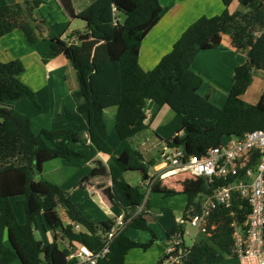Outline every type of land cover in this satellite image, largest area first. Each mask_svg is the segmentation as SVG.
<instances>
[{
	"label": "trees",
	"instance_id": "obj_1",
	"mask_svg": "<svg viewBox=\"0 0 264 264\" xmlns=\"http://www.w3.org/2000/svg\"><path fill=\"white\" fill-rule=\"evenodd\" d=\"M63 1L70 17L84 20L86 26L72 31L67 38L53 35L51 55H66L76 70L83 95L77 109L88 120V136L72 128L35 133L31 118L6 103L28 96L38 105L33 89L19 77L24 63L20 58L0 59V264H12L20 258L24 264H80L76 258H69L74 242L94 251L102 248L103 236L114 220L90 221L60 184L44 175L46 163L54 159L94 162L96 166L84 179L88 182L107 173V167L96 159L98 153L110 156L112 185L104 192L124 210L127 224L97 264H128L129 251L147 249L156 235L146 218L150 204L145 191L127 182L124 172L140 170L147 181L154 160H146L142 152L130 146L113 155L107 110L116 107L114 126L120 139L126 140L147 127L145 106L149 100L159 107L169 106L181 117L182 127L168 145L183 147L187 155H205L230 136L264 128V92L257 103L242 98L253 81V70H264V0H223L222 13L204 15L191 23L172 50L149 70L141 66L139 54L143 41L168 10L161 0H93L79 13L71 0ZM234 1L244 9L231 11ZM43 2L23 0L0 5V39L19 30L35 43V30L43 24L37 16ZM224 35L230 36L237 51L247 54V61L234 68L231 90L225 105L219 107L208 94L199 93L203 78L192 64L200 51L219 47ZM255 159L252 155L251 160ZM70 172L68 169L67 175ZM224 183L219 178L189 182L182 191L187 196L184 221L168 229L167 237L171 240L185 233L191 216L201 210V195L212 194ZM152 191L164 197L177 194L160 188L158 181ZM15 197H23L25 223L17 218L12 203ZM59 206L65 208L69 223L61 217ZM249 213L250 204L241 197H234L230 208L217 207L209 217L205 238H196L192 245L181 244L185 250L173 253L179 255V260L172 264H216L235 256L234 223L245 224ZM39 218L56 234L55 241L48 245L35 235ZM72 221L83 224L88 231H76ZM129 227L149 231L153 238L144 243L135 241L126 233ZM58 231L69 240V247H61Z\"/></svg>",
	"mask_w": 264,
	"mask_h": 264
},
{
	"label": "crops",
	"instance_id": "obj_2",
	"mask_svg": "<svg viewBox=\"0 0 264 264\" xmlns=\"http://www.w3.org/2000/svg\"><path fill=\"white\" fill-rule=\"evenodd\" d=\"M22 1L0 0V5ZM92 1L71 0L77 13L86 9ZM161 3L168 7V10L147 35L140 49L139 61L146 70L153 69L161 58L172 50L175 42L191 23L204 15L214 16L220 14L225 9L223 0H161ZM230 10H240V3L234 1L230 6ZM37 16L43 23L41 29L35 30L37 41L35 43L29 42L25 35L17 30L0 39V59L9 61L20 58L23 61L25 68L19 77L33 89L38 105L28 96H22L6 103L19 112L28 115L32 120V128L37 134L41 133L43 129L72 128L88 136V120L77 109L79 104L83 102V95L77 80L76 70L66 55L52 56L50 48V39L53 35L59 34L62 38H67L72 31L83 30L86 22L80 18H71L63 0H44ZM246 61L247 54L237 51L233 47L229 35H224L223 42L219 47L200 51L192 64V69L203 78L199 93L202 95L208 94L214 104L223 107L233 84L234 68ZM27 62L36 63L37 65L42 63L45 69L41 81L36 83L33 81L37 73H34V77L31 78L32 81L23 80L22 75L28 68ZM254 81L255 75L253 72V81L242 95V98L249 103H257L264 92V76L261 77L260 74V77L256 78L259 89L255 91H253ZM145 110L147 113V127L126 140L120 139L118 133L115 132V115L111 114L112 111L107 110L106 119L110 129L109 142L113 148V155H119L127 146L139 150L146 160H154L148 179L156 178L160 188L174 190L177 194L164 197L160 193L153 192L152 189L149 191L147 181H144L143 172L140 170L124 172V178L127 182L134 186L145 187L142 189L146 194L145 199H148L150 204L149 209L146 210V218L156 235L155 242L147 249L141 247L131 249L127 255V263L157 264L162 262V264H170L166 260V251L171 240L165 232L184 221L187 196L182 191L196 177L185 170L172 171L164 158L165 153L172 148L168 145V140L177 135L182 127V120L178 118V114L167 105L159 107L152 100L146 103ZM96 159L107 167V173L92 177L88 182H84V179L89 176L91 170L96 166L94 162L78 161L70 163L61 158L54 159L46 163L44 175L45 177L47 175L53 176L51 178L58 182L61 188L69 194L71 200L77 204L81 212L90 221L98 223L123 217L124 210L114 205L104 192V188L112 185L109 170L110 156L98 153ZM68 169H71L69 175H67ZM61 175L62 177H59ZM67 183H71V186ZM22 198H13V206L16 201L21 203ZM93 206L96 210L100 209L101 213H96ZM63 208L62 212L60 211L61 208H58V211L63 220L69 223L70 219L65 208ZM96 214H101V216ZM16 215L20 223L27 221V215L22 210L19 213L16 212ZM39 220L43 221L47 234L53 233V241H55V232L47 229V223H44L42 218H39ZM75 224L79 225V230L74 227L76 231H86L81 224ZM126 233L131 239L143 243L149 242L153 238V234H150L149 231L133 227L127 228ZM59 234L61 233L58 231V242L61 237ZM198 234L197 239L205 238V235ZM53 241L43 239L46 245ZM59 244L61 245L60 242ZM77 244L78 242H74L73 247L75 248ZM12 264L22 263L19 260ZM216 264L241 263L236 256H228L224 261Z\"/></svg>",
	"mask_w": 264,
	"mask_h": 264
},
{
	"label": "built area",
	"instance_id": "obj_3",
	"mask_svg": "<svg viewBox=\"0 0 264 264\" xmlns=\"http://www.w3.org/2000/svg\"><path fill=\"white\" fill-rule=\"evenodd\" d=\"M227 139L228 141L212 147L202 156L187 155L183 147H174L165 153L164 158L172 171L185 170L196 178L210 181L219 178L226 182L212 194L201 195V210L192 215L189 221L198 233L207 231L209 217L217 207L230 208L234 197L248 200L250 213L246 223H234V252L241 264H264V128ZM252 155L256 157L254 161L251 160ZM156 180H147L149 191ZM126 224L124 216L116 218L110 230L104 234L100 250L94 251L91 247L78 243L69 258H76L80 264H97L109 253L111 241ZM73 225L75 229L79 228L78 224ZM184 243L182 236L171 239L166 251V260L170 264L179 260V255L173 253L178 249L181 254L185 249L180 245Z\"/></svg>",
	"mask_w": 264,
	"mask_h": 264
},
{
	"label": "rangeland",
	"instance_id": "obj_4",
	"mask_svg": "<svg viewBox=\"0 0 264 264\" xmlns=\"http://www.w3.org/2000/svg\"><path fill=\"white\" fill-rule=\"evenodd\" d=\"M242 9H244V7L240 4V10H242ZM31 64L32 63H29V62L26 63V65H28V68H26L25 73H23V75H22L23 80L30 82V81H32L31 78L34 77L33 76L34 73H37V76H36L35 79H33V81H35V83L41 81L43 70L45 69L44 66L42 65V63H39L38 65L36 63H34L32 65ZM253 72H254V75H255V81H254V84H253V86H254L253 91H255V90L259 89L258 82L256 83V78L260 77V74H261V77L264 76V70L259 71L258 69H254ZM253 86H252V88H253ZM108 110H109V112H111V111L113 112V110H114V112L113 113L111 112V114L115 115L116 107H111ZM178 118H180V120H181V117L179 115H178ZM181 125H182V122H181ZM114 130H115V132H117L116 129H114ZM226 141H228L227 138H226ZM51 177H53V176L47 175L48 179H53ZM59 177H62V175L59 176ZM71 182H73V180H71ZM67 184L69 186H71V183H67ZM142 188H145V187L143 186ZM14 207H15L17 213H19V211H21V210H22V212H25L23 204L18 202V201L14 202ZM83 207H86V206H83ZM58 208L59 209L61 208L60 211L62 212V206H59ZM93 209L96 210L94 206H93ZM96 213H101L100 209H97ZM96 215L97 216H101V214H99V215L96 214ZM42 222H43L42 220H38V226L35 229L36 237L41 239V240L49 239V240L53 241V239H54L53 238V236H54L53 233L52 234L51 233L47 234ZM81 225H82V228L84 230L88 231V228L86 226H84L83 224H81ZM46 227H47V229H51V227H49L48 225H46ZM76 230H79V229L76 228ZM60 233L61 234H59V235H61V237L59 238V242L61 243V246L62 247H68V245L70 243L69 240L64 238V235L62 234V232H60ZM149 233L151 234V232H149ZM197 234H198L197 233V229L188 222V224L186 226V233L183 235V239L185 240L186 244L187 245H192V243L196 239ZM199 234L205 235V233H202V232H199Z\"/></svg>",
	"mask_w": 264,
	"mask_h": 264
},
{
	"label": "water",
	"instance_id": "obj_5",
	"mask_svg": "<svg viewBox=\"0 0 264 264\" xmlns=\"http://www.w3.org/2000/svg\"><path fill=\"white\" fill-rule=\"evenodd\" d=\"M257 169V167L255 168V170ZM181 235H183V233L181 234ZM8 239L11 241V239H10V235H9V232H8ZM20 261H21V263L22 264H24V262H23V259L22 258H20Z\"/></svg>",
	"mask_w": 264,
	"mask_h": 264
},
{
	"label": "clouds",
	"instance_id": "obj_6",
	"mask_svg": "<svg viewBox=\"0 0 264 264\" xmlns=\"http://www.w3.org/2000/svg\"><path fill=\"white\" fill-rule=\"evenodd\" d=\"M73 223H75V222H72V224H73ZM183 234H184V233H183ZM180 236H182V237H183V235H180ZM184 241H185V240H184Z\"/></svg>",
	"mask_w": 264,
	"mask_h": 264
}]
</instances>
